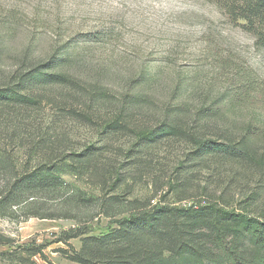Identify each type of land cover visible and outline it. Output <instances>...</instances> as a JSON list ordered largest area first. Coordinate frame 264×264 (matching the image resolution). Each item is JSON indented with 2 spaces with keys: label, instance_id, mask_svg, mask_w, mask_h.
Segmentation results:
<instances>
[{
  "label": "trees",
  "instance_id": "1",
  "mask_svg": "<svg viewBox=\"0 0 264 264\" xmlns=\"http://www.w3.org/2000/svg\"><path fill=\"white\" fill-rule=\"evenodd\" d=\"M213 1L264 49V0ZM4 26L0 43L20 31L9 20ZM25 37L11 72L0 68V220L73 221L61 239L69 250H59L73 264H264L262 192L243 189L235 198L240 178H264V152L255 147L264 137V82L251 68L225 61L226 95L187 94L178 83L160 92L162 77L151 71L115 95L71 75L70 44ZM56 88L63 90L58 101ZM66 121L94 127L99 139L75 147ZM122 137L129 163L102 165L111 141ZM203 170L216 178L211 185L197 183ZM145 179L150 192L140 198L136 185ZM187 200L194 202L177 204ZM103 218L115 227L88 236ZM77 239L79 251L70 245ZM46 248L12 247L0 252V264H52Z\"/></svg>",
  "mask_w": 264,
  "mask_h": 264
},
{
  "label": "rangeland",
  "instance_id": "2",
  "mask_svg": "<svg viewBox=\"0 0 264 264\" xmlns=\"http://www.w3.org/2000/svg\"><path fill=\"white\" fill-rule=\"evenodd\" d=\"M8 20L17 23L15 29L18 27L21 33L16 31L8 40H1L0 54L5 53L0 68L5 74L15 67L21 50L28 44L25 35L30 33L53 39L59 47L70 44L71 75L83 86L102 84L115 95H123L128 84L146 71L160 73V92L171 85L175 89L178 83L182 85L181 92L187 94L196 90L198 94L212 91L214 96L226 95L230 84L223 71L225 61L251 68L264 82V49L243 28L244 22H234L213 0H0L2 33L6 32L4 23ZM181 76L185 78L178 82ZM62 91L54 89L55 101ZM50 112L51 106L45 107V113ZM244 116L250 118L248 112ZM65 125L75 147L99 139L94 127L74 121H66ZM257 142L255 147L264 152V137L260 136ZM110 145L102 165L113 163L122 168L129 163L130 144L126 137L112 140ZM64 178L67 182L76 180L71 176ZM196 179L204 186L211 185L216 178L211 180L203 170ZM221 179L225 184L227 175ZM78 185L90 190L83 181ZM243 189L247 194L261 191L264 198V178L257 174L240 178L236 199ZM149 192L147 179L136 185V196L143 198ZM176 198L172 193L167 199L175 203ZM193 202L177 204L185 206ZM75 226L71 220L1 219L0 252L36 242L47 246L45 253L52 264H73L59 250H69L61 239L64 232ZM110 226L115 227L107 219L96 220L88 236L99 237ZM70 245L79 251L81 239L70 241ZM36 261L48 264L41 259Z\"/></svg>",
  "mask_w": 264,
  "mask_h": 264
}]
</instances>
